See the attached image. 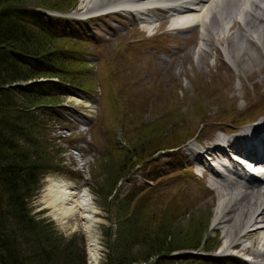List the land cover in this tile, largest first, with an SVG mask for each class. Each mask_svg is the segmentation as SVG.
<instances>
[{"label":"rangeland","instance_id":"obj_1","mask_svg":"<svg viewBox=\"0 0 264 264\" xmlns=\"http://www.w3.org/2000/svg\"><path fill=\"white\" fill-rule=\"evenodd\" d=\"M26 1L34 6L39 0ZM74 9L63 17L73 21L75 16L81 18L89 11L87 6H81L80 0L76 1ZM148 12L146 14L151 15L154 10ZM172 15L156 11L149 24L135 21L128 14L92 19L85 21L88 28L83 26L77 36L90 43L85 41L86 45L76 47L89 57L93 94L63 91V120L52 123L54 126L46 131L54 147L61 150L55 155L60 172L40 179L39 190L28 202V208L37 220L51 223L65 241L70 239L75 247L83 248L87 264H102L104 248L100 228L110 225L105 219L104 205L94 192L107 182L112 167L118 170L131 145L140 143L148 148L158 144V138L170 142L191 135L202 149L211 148L214 138L237 134L244 125L264 119V65L253 71L240 70L221 41L228 33L226 28L213 35H205L198 28L174 30L177 25H172V21L179 16ZM237 19L240 20V16ZM71 21L58 26V32L71 28ZM136 33L144 38L163 35L160 36L161 47L137 49ZM201 38L205 40V47L200 48ZM239 41L244 43L241 38ZM199 48L200 59L196 54ZM129 122V132L123 135ZM193 141L183 149L145 157L141 163L144 156L139 161L133 159L115 180L107 201L113 197L118 201L133 185H141L144 175H153L155 181H150L148 186L155 182L158 191L152 195L148 212L153 209L175 215L177 220L172 225L175 232L188 233L194 224H199L205 232L204 239L208 238L209 254L215 258H226L231 264H264V259L255 261L250 252L231 248L221 251L223 232L213 224L216 193L221 188L211 185L206 174H200V179L196 175L200 171L189 164L187 151L197 146ZM66 148L79 152L66 151ZM221 163L227 164L223 158ZM135 164L139 165L128 182L126 169ZM184 170L187 173H183ZM62 183L69 184L77 195L83 191L89 195L95 210L92 217L96 220L89 231L84 229L79 216L57 219L56 207L46 204L50 186ZM173 204L185 207L186 212L178 211L180 216L171 211ZM245 241L242 245L249 247L250 241ZM93 247H96L94 253ZM254 249L261 251L260 246ZM197 251H187V255L205 257L203 249ZM181 253L183 251H173L170 255L178 257Z\"/></svg>","mask_w":264,"mask_h":264},{"label":"trees","instance_id":"obj_2","mask_svg":"<svg viewBox=\"0 0 264 264\" xmlns=\"http://www.w3.org/2000/svg\"><path fill=\"white\" fill-rule=\"evenodd\" d=\"M76 1L39 0L31 6L26 0H0V264H86L83 248L75 247L70 239L65 241L51 223L37 220L28 208L40 179L60 172L55 155L61 150L54 147L46 131L63 120V88L86 94L93 90L89 57L76 47L86 45V40L77 37L81 25L73 23L58 32V26L69 21L34 8L67 13ZM148 42L160 44L158 38ZM129 125L123 135L129 132ZM185 139L164 142L158 138V144L148 148L140 143L131 145L118 170L112 167L107 182L95 190L110 223L100 228L102 264H231L224 259L187 255V251L198 253L200 249L210 255L208 238L204 239L205 232L197 223L188 233L175 232V215L147 211L158 191L155 182L132 186L118 201L116 197L107 201L115 180L133 159L139 161L144 156L141 163L159 150L179 147ZM135 165L126 169L127 178ZM145 179L155 181L153 175ZM173 205L171 211L186 212L185 207ZM173 251L183 253L171 256Z\"/></svg>","mask_w":264,"mask_h":264},{"label":"bare ground","instance_id":"obj_3","mask_svg":"<svg viewBox=\"0 0 264 264\" xmlns=\"http://www.w3.org/2000/svg\"><path fill=\"white\" fill-rule=\"evenodd\" d=\"M80 4L82 7L87 6L89 12H115L119 9L127 14L133 12L131 15L135 16L137 21L146 24L150 17L145 13V9L162 7L166 12L178 14V19L172 21V25H177L174 30L188 28L190 31L198 28L205 35H213L227 29L228 33L221 41L226 45L228 56L235 60L240 70L253 71L264 65V0H80ZM86 14L81 16L86 17ZM188 16L192 18L189 19ZM238 16L240 20H237ZM238 38L244 43L241 41V44ZM204 42V38H201L200 48L205 47ZM200 48L196 52L198 59L202 57ZM249 128L253 130L248 132V136L241 132L238 137L226 139L221 143L226 150L236 151L237 156L243 155L242 150L247 149L254 160H263L264 119L258 120ZM206 150V157L207 154L214 157L226 155L222 156V149L216 145ZM193 157L196 158L195 162L199 163L203 156L196 153ZM229 160L231 161V158ZM241 171L240 168L233 167L224 179V176L219 178L214 172L217 180L221 181L217 184L221 190L216 193L217 208L213 224L223 232L221 251L228 248L240 249L242 253L250 252L255 261L263 260L264 176L258 181L239 182L238 178L245 179ZM46 197V204L56 207L55 218L67 220L79 216L86 231L92 228L96 221L92 217L95 210L85 191L77 195L67 183L54 184L50 186ZM245 240L250 241L249 247L242 245ZM258 246L261 251L254 249ZM95 250L96 247H93L92 252Z\"/></svg>","mask_w":264,"mask_h":264}]
</instances>
